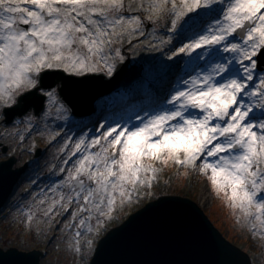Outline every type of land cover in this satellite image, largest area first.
Instances as JSON below:
<instances>
[{"label":"snow or ice","instance_id":"obj_1","mask_svg":"<svg viewBox=\"0 0 264 264\" xmlns=\"http://www.w3.org/2000/svg\"><path fill=\"white\" fill-rule=\"evenodd\" d=\"M145 21L155 41L150 49L169 61L186 58L182 75L162 98L170 107L162 103L131 126H107L86 146L99 150L83 149L75 173L69 170L75 197L68 202L79 203L84 194L72 219H79L78 229L87 227L75 232L73 250L80 253V238L94 231L88 221L102 227L117 204L151 185L158 171L145 163L151 160L185 168L200 161V173L224 193L237 223L250 225L264 251V74H255L254 59L264 55V0H0V106L27 105L46 71L112 75L124 60L120 45L144 36ZM161 29L165 34L155 37ZM44 95L49 107L62 111L54 91ZM83 145V139L76 143L73 155ZM33 218L29 212L26 223Z\"/></svg>","mask_w":264,"mask_h":264},{"label":"rangeland","instance_id":"obj_2","mask_svg":"<svg viewBox=\"0 0 264 264\" xmlns=\"http://www.w3.org/2000/svg\"><path fill=\"white\" fill-rule=\"evenodd\" d=\"M145 24L144 36H137L132 39L131 45L127 39L120 45L121 54L124 57L123 61L129 58L127 68L131 71V88L142 82L145 79L144 76H150L153 81L145 87L146 89L156 87L158 83L157 81L154 82L155 76H157V73H154L156 72V65L153 66L154 63L152 62L158 57H163L157 62V66L161 68L167 64L166 56H162L158 50L154 51L149 48V42L155 41L154 36L149 34L152 26L147 21H145ZM164 34L161 29L154 35L160 37ZM182 57L172 60L176 62L180 70L183 68V62L186 59ZM123 61L117 60L116 65ZM167 65H170L169 62ZM99 71L102 70L96 72ZM255 74L261 75L264 74V71H256ZM50 91L56 93L59 104L62 105L61 112H56L55 107H49L48 99L44 95V106L37 114L30 110L22 116L14 118L10 124L6 125L3 122L4 107L0 106V143L7 146L6 153L0 151V160L7 158L9 155H14L16 161L13 166H18L23 162L29 163L31 170L25 175V180L33 183V187L29 191L23 189L18 193L22 186H28L26 181L17 187L14 207L10 205L12 210L7 208L8 212L0 218V248L14 246L22 250L33 248L42 250L45 256L41 258L40 264H89V259L100 236L110 227L120 224L128 213L133 211L139 204H144L145 201L156 198L160 194H177L197 201L214 226L226 238L233 240L245 251L251 248L250 245L256 246V243H259V237L253 239L250 234V225L245 224L243 220L237 223L224 193H217L213 189L208 176L200 173V161H197V167L195 168H185L178 167L172 161L161 164L146 160L145 163L158 169L151 185L141 187L131 202L124 204L123 207L117 204L112 219L106 221L102 227L97 229L94 219L88 221L87 223L93 225L94 231L80 238L81 252L76 253L73 250L74 234L77 230L87 233V227L84 226L78 229L75 225L79 224V219L75 221L72 219V213L77 212L83 204L84 194H81L79 203L75 199L71 203L68 202V197H75V192L72 191L67 181L69 170L71 169L73 174L75 173L74 166L82 158L83 149L90 153L99 150L100 145L94 148H87L86 146L93 139L100 137L107 126L115 127L117 124L131 126L137 120L138 115L143 117L146 111L159 110L163 101L160 100L157 104L141 106L142 108L134 114H131V111H125L121 116H118V110L115 111L113 108L119 106H115L117 100L114 102H112L113 99L106 100L105 106L99 107L93 121L87 118L75 120L59 98L56 87L40 89L43 94ZM125 92L129 93V90ZM136 92L133 89L126 95ZM114 97L116 98V96ZM101 99L102 97L96 101V104ZM163 106L168 105L163 103ZM28 117H31V119H27ZM81 139L85 141V145L82 146V151L73 155L75 145ZM101 143L104 144V141L102 140ZM38 147L41 149L40 154L35 156V150ZM72 184L74 185L75 182L73 181ZM85 184L86 186H92V182L89 180H85ZM52 189H55V191H52ZM62 194L65 196L63 201L60 200ZM41 200L44 201L43 204H40ZM53 200L59 201V203L53 205ZM49 207H52V211L44 216V211ZM65 208L68 209L67 212ZM29 212L34 214L33 221L30 224L26 223ZM79 216L86 217L87 213H79ZM252 223L256 225L257 229L260 228L258 222L252 221ZM248 232L249 239H253L252 242L248 240ZM89 240L91 241L90 245L87 244ZM255 256L258 264H264V251L255 254Z\"/></svg>","mask_w":264,"mask_h":264},{"label":"water","instance_id":"obj_3","mask_svg":"<svg viewBox=\"0 0 264 264\" xmlns=\"http://www.w3.org/2000/svg\"><path fill=\"white\" fill-rule=\"evenodd\" d=\"M256 59L258 70L263 71L264 55ZM128 62L129 58L118 63L110 76L104 72L71 75L61 70L46 71L40 76L38 87L27 94V105L3 109L4 121L9 124L15 116L30 110L37 114L45 99L39 89L55 86L74 115L90 117L96 112L95 102L100 97L130 86ZM15 161L14 156L0 161V208L28 167L23 164L13 168ZM42 256L39 249L0 248V264H39ZM89 264H252V261L246 251L214 226L196 201L164 194L109 228L97 241Z\"/></svg>","mask_w":264,"mask_h":264},{"label":"trees","instance_id":"obj_4","mask_svg":"<svg viewBox=\"0 0 264 264\" xmlns=\"http://www.w3.org/2000/svg\"><path fill=\"white\" fill-rule=\"evenodd\" d=\"M177 47L179 46L178 44H176ZM173 50H175L173 48ZM163 57H158L156 60H154L152 63H154L153 66L156 65V72L157 73V77H159L161 80L158 81L157 83V87H158V92H150L147 93V91L144 88V84L141 83L138 85V87L140 89H138L139 91L136 94H131L126 95L123 94L121 97H117V101L115 103V106L118 107H113L114 110H118L117 115L120 116L122 115L123 112H127V111H132L135 109V106H137L138 104H146L150 101H158L159 99H161L162 97H164V95L166 94V92L170 89L171 83L174 82L176 80V78L181 74V70L179 67H177L176 62L175 61H169L166 58L167 64L169 62L170 65H174L175 66V70L174 71H168L166 68L164 69L165 66H167V64L164 67H159L157 66V62L159 60H161ZM152 66V67H153ZM146 74V73H145ZM105 101H101L100 106H105ZM102 110V109H101ZM96 118V116L92 117L90 120L93 121ZM146 202V201H145ZM143 204H139L136 208H134L133 211H135L136 209L140 208ZM131 211V212H133ZM130 213V212H129ZM128 213V214H129ZM225 236V235H224ZM226 237V236H225ZM248 240L250 242H252L253 239H249V232H248ZM231 242L234 243L233 240L230 239ZM255 242V241H254ZM256 243V242H255ZM236 245H238L237 243H234ZM239 246V245H238ZM251 248L247 251L248 254L250 255L253 264H258L257 263V257L255 256V254H258L259 252L261 253V249H259L257 247V243L256 246H252L250 245ZM240 247V246H239ZM242 248V247H240Z\"/></svg>","mask_w":264,"mask_h":264},{"label":"flooded vegetation","instance_id":"obj_5","mask_svg":"<svg viewBox=\"0 0 264 264\" xmlns=\"http://www.w3.org/2000/svg\"><path fill=\"white\" fill-rule=\"evenodd\" d=\"M13 197H14V196H12V198H13ZM14 202H15L14 200H13V201H10V202H8V203H7V205H5V206H4V210H3V211L5 212V211H6V209L8 208V206H9V205H12Z\"/></svg>","mask_w":264,"mask_h":264},{"label":"bare ground","instance_id":"obj_6","mask_svg":"<svg viewBox=\"0 0 264 264\" xmlns=\"http://www.w3.org/2000/svg\"><path fill=\"white\" fill-rule=\"evenodd\" d=\"M197 202V201H196ZM198 203V202H197ZM198 205L200 206V204L198 203ZM201 207V206H200Z\"/></svg>","mask_w":264,"mask_h":264}]
</instances>
